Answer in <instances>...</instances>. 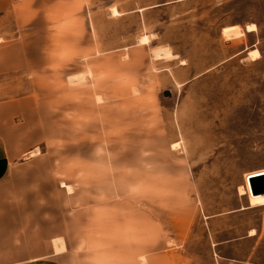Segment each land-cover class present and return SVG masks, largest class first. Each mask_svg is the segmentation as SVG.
<instances>
[{
	"label": "rangeland",
	"instance_id": "rangeland-1",
	"mask_svg": "<svg viewBox=\"0 0 264 264\" xmlns=\"http://www.w3.org/2000/svg\"><path fill=\"white\" fill-rule=\"evenodd\" d=\"M3 1L0 137L27 153L0 236L62 214L69 264H264L241 192L264 172V0ZM14 242L0 264L61 258Z\"/></svg>",
	"mask_w": 264,
	"mask_h": 264
},
{
	"label": "crops",
	"instance_id": "crops-1",
	"mask_svg": "<svg viewBox=\"0 0 264 264\" xmlns=\"http://www.w3.org/2000/svg\"><path fill=\"white\" fill-rule=\"evenodd\" d=\"M3 2V0H0V3ZM18 104L19 105H14V118L21 116L22 114L24 115L30 109V107L26 106L23 102H19ZM41 127V123H39L36 128L37 141L33 143L31 148H36L39 143H41ZM23 149L24 150H18L15 144H8V141L5 140V138L0 137V185L4 184L7 180H9L11 175L15 173V169H17L15 163H17V161L27 153V149ZM28 168L33 169V166H28L27 169ZM35 169L38 171L39 175H41L42 171L38 168ZM32 172L33 174L36 173L34 170ZM30 180L32 182L34 179ZM31 182L29 180L25 181V186L27 187L33 185L34 182ZM5 200L6 198L2 194V196H0L1 206L8 204L4 203L6 202ZM7 216L8 214H3L2 221H8L10 215L8 217ZM45 216L47 215H43L41 219L37 220L40 222V225H37V227L33 226L28 229L26 228L28 219L25 218L24 215L22 217L18 215L17 219H13V222H15L14 227H16V232L10 233V231H8L7 234L3 233V236H0V253H8L11 247H15L16 245L14 240L15 237H17L18 243L20 244L19 247H22V245L42 244L41 247L53 249L55 250L56 256H61V258H56L54 256L40 257L25 261L21 264H69V216L67 217V215L60 214L56 216V219L52 220L47 219ZM53 242H56L54 248Z\"/></svg>",
	"mask_w": 264,
	"mask_h": 264
},
{
	"label": "water",
	"instance_id": "water-1",
	"mask_svg": "<svg viewBox=\"0 0 264 264\" xmlns=\"http://www.w3.org/2000/svg\"><path fill=\"white\" fill-rule=\"evenodd\" d=\"M171 91L166 90L165 95H170ZM250 191L253 196L264 195V173L248 177Z\"/></svg>",
	"mask_w": 264,
	"mask_h": 264
},
{
	"label": "bare ground",
	"instance_id": "bare-ground-1",
	"mask_svg": "<svg viewBox=\"0 0 264 264\" xmlns=\"http://www.w3.org/2000/svg\"><path fill=\"white\" fill-rule=\"evenodd\" d=\"M252 28H254V27H252V26L249 27V29H252ZM146 40H147V39H146ZM144 43H145V42H144ZM255 55H257V54H255ZM176 145H177V144H176ZM258 173L262 174V173H264V172L259 171V172H255V173H253V174H258ZM253 174H249V175L246 177V181H247V183H246V186L241 190L242 195H246V196L249 197L251 207H260V206H264V195L253 196V195L251 194L250 186H249V183H248V177L251 176V175L253 176Z\"/></svg>",
	"mask_w": 264,
	"mask_h": 264
}]
</instances>
